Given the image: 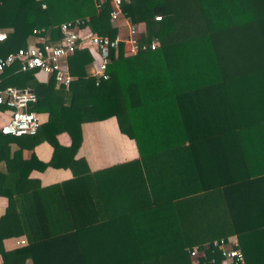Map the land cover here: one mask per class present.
<instances>
[{"label": "trees", "instance_id": "1", "mask_svg": "<svg viewBox=\"0 0 264 264\" xmlns=\"http://www.w3.org/2000/svg\"><path fill=\"white\" fill-rule=\"evenodd\" d=\"M43 2L0 0V58L57 44L64 21L109 39L121 33L107 1ZM120 10L143 28L140 42L157 45L124 56L119 42L97 85L84 48L67 57L66 87L17 62L0 72V87L29 88V108L48 114L33 135L0 133V264H192L194 246L229 235L246 264H264V0H129ZM111 116L138 158L115 172L76 170L81 124ZM61 131L67 148L55 139ZM41 141L53 148L47 164L32 151ZM63 151L69 162L57 161ZM46 165L74 175L27 190L28 173ZM12 236L24 245L5 250Z\"/></svg>", "mask_w": 264, "mask_h": 264}, {"label": "built area", "instance_id": "2", "mask_svg": "<svg viewBox=\"0 0 264 264\" xmlns=\"http://www.w3.org/2000/svg\"><path fill=\"white\" fill-rule=\"evenodd\" d=\"M40 8H45L43 0ZM107 1L111 7L109 17L116 22L124 34H116L113 39L97 35L83 25L82 20L64 21L59 25L61 33L57 44L43 43L41 45H28L9 52L0 58V72L5 66L14 62L19 64L21 71L36 70L45 76H52L58 85L68 86L72 76L69 73L67 57L76 49L84 48L92 57V76L95 84L107 79L106 72L111 49H117L118 43L123 44L124 56L136 54L140 50L154 49L157 45L155 39L144 43L139 41V34L143 29L131 24L120 10L122 2L129 0H93L94 6L99 8ZM159 20V16H154ZM35 31V30H33ZM5 38V33L0 31V41ZM36 102L35 93L29 88H17L11 85L0 87V105H4L8 111V117L0 124V133L13 136L33 135L40 119L37 112L29 107ZM24 243V240H20ZM192 264H246L244 255L239 248L235 235L220 237L211 241L206 250L194 246L190 251Z\"/></svg>", "mask_w": 264, "mask_h": 264}, {"label": "crops", "instance_id": "3", "mask_svg": "<svg viewBox=\"0 0 264 264\" xmlns=\"http://www.w3.org/2000/svg\"><path fill=\"white\" fill-rule=\"evenodd\" d=\"M139 28L143 29L140 25ZM122 31L123 28L120 34H123ZM35 77L42 83L46 82L48 78V76L42 73H36ZM37 114L40 124L47 121L48 114L46 111L37 112ZM7 117V110L0 111V124ZM55 139L63 148H67L71 142L69 135L64 131L58 132L55 135ZM32 151L37 160L46 164L51 160L53 154V148L47 141L38 142L33 146ZM58 154L57 161L63 163L69 162L68 153L63 151V153L59 152ZM137 158L138 151L134 140L120 132L115 117L111 116L102 120L88 121L81 124V142L72 159H81L84 163H79L76 166V170L85 169L86 173H92L113 169L115 172V167L119 168L120 165ZM1 167L2 163H0ZM73 175L72 170L68 166L46 165L42 170L33 169L28 173L25 179L26 189L30 191L48 185L59 184L72 179ZM7 204V198L0 195V217L4 213ZM20 240H24V237L12 236L4 238L2 240V247L5 250H11L24 245V243H20Z\"/></svg>", "mask_w": 264, "mask_h": 264}, {"label": "rangeland", "instance_id": "4", "mask_svg": "<svg viewBox=\"0 0 264 264\" xmlns=\"http://www.w3.org/2000/svg\"><path fill=\"white\" fill-rule=\"evenodd\" d=\"M125 30L123 29L122 33L124 34Z\"/></svg>", "mask_w": 264, "mask_h": 264}]
</instances>
